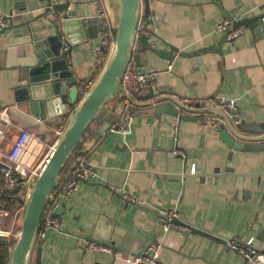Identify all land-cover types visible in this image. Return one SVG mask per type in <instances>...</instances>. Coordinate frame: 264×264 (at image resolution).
<instances>
[{
	"label": "crops",
	"instance_id": "1",
	"mask_svg": "<svg viewBox=\"0 0 264 264\" xmlns=\"http://www.w3.org/2000/svg\"><path fill=\"white\" fill-rule=\"evenodd\" d=\"M73 6L78 16L74 20L93 21L86 26L68 25L65 44L74 46L67 64L75 76L91 74L96 81L109 56L101 52L97 6L93 0H72L69 10ZM261 6L264 13V0H151V42L172 56L168 59L147 50L148 64L142 67L159 70L155 96L173 91L175 98L194 106L215 95H229L236 99L237 114L246 121L264 123V23L253 29L246 24L243 34L216 44L223 36L216 32L221 18L229 14L251 18ZM42 8L40 0H0V14L7 17L8 26L21 24ZM12 34L13 41L28 36L24 29ZM42 40L50 49L52 43ZM18 84V70H0V117L10 121L2 153L22 129L35 134L39 130L11 111ZM81 100L76 85L73 101L66 108L58 107L62 112L56 120L66 112L70 119ZM141 100L123 131L110 128L101 134L104 119L85 138L83 150L97 175L79 179L77 189L61 200L60 229L37 235L31 264L38 256L42 264H133L129 258L154 241H164L161 264H243L242 255L229 243L250 238L264 252L262 143L247 150L229 146L221 132L201 125L191 112L180 124L177 146L183 154H178L171 127L175 115L157 113L149 93ZM115 108L111 103L107 111ZM56 126L37 134L42 144L35 163L55 143ZM3 160L0 155V164ZM111 186L143 203L128 201ZM175 207L178 222L191 225L192 232L173 228L165 233L160 211ZM84 240L103 242L113 252L90 251Z\"/></svg>",
	"mask_w": 264,
	"mask_h": 264
},
{
	"label": "water",
	"instance_id": "2",
	"mask_svg": "<svg viewBox=\"0 0 264 264\" xmlns=\"http://www.w3.org/2000/svg\"><path fill=\"white\" fill-rule=\"evenodd\" d=\"M33 1L28 0L29 3ZM40 1L43 3V8L39 13L34 14L21 24L0 27V70H18V80L20 81L15 90L13 104L15 106L11 111L22 116L32 126H36L39 129L36 130L37 134H42V131H50L49 126L57 124V116L62 112L58 110V107L62 105L66 108L74 99L75 86L81 80L91 79V74L81 78L75 76V72L70 69L66 59L71 54L74 44H70L67 48L65 44L67 40L64 39V35L68 34V25L72 23L86 26L93 21V19L74 20L78 16L75 6H73V10H69L72 0ZM150 1L107 0L116 28L113 49L95 84L82 98L72 113L65 130L56 141L49 160L33 183L27 202L18 199L20 203H25L26 207L21 231L11 250L8 264L32 263L35 241L44 212L50 201V195L59 186L62 172L75 152L84 144L87 130L91 124L104 117L107 122L100 131L103 134L117 121L122 106L118 105L112 112H108L107 109L123 90L122 77L133 53L141 15L149 18L148 25L152 23ZM262 8L263 6L255 10L254 17L243 18L236 22V25L248 24L251 29L262 25L264 17V13H261ZM29 10L32 8L29 7ZM226 18L233 19L231 14ZM98 19L101 25V18ZM21 29H24L26 34L28 33L27 38H22L19 41L11 40L13 31ZM152 36L153 33L140 35L141 47L137 53V61L140 66L148 64L147 50H152L168 59L172 58L169 56V52L163 53L151 42ZM227 37L228 31L223 33V39L219 38L216 44L218 43L220 46L221 41ZM44 38L52 43L48 50L40 42ZM40 50H43L42 54L39 53ZM25 55L30 57L20 58ZM155 94V89L149 92V97H153L156 102L157 113L166 112L174 115L182 113L181 119L184 120L189 113L194 112L197 115L195 116L196 121L198 115L206 112L211 113L221 119L220 124L214 130L222 133L229 146L247 150L260 142L264 148V123L246 121L245 116L237 114L235 111L226 113L211 102H201L194 106L184 103L175 98L173 91L171 95L155 96ZM51 134L52 132L47 135L46 139H49ZM50 232L51 229L48 230V234ZM35 264H42L40 256L36 258Z\"/></svg>",
	"mask_w": 264,
	"mask_h": 264
},
{
	"label": "built area",
	"instance_id": "3",
	"mask_svg": "<svg viewBox=\"0 0 264 264\" xmlns=\"http://www.w3.org/2000/svg\"><path fill=\"white\" fill-rule=\"evenodd\" d=\"M93 1L97 6V17L101 18V52L103 55H109L116 39L113 15L107 0ZM148 19L144 15H141L138 23L133 53L122 77L123 90L116 99L118 101L117 106L121 105L122 110L117 121L111 126V131H123L128 126L135 114V109L141 105V98L145 97L156 85L159 70L152 67H142L137 61V53L141 47L140 35L143 33H151L148 29ZM242 19V17H234L233 19L221 18L217 24L216 32L225 33L228 31V38L235 39L246 30L245 24L236 25V22ZM7 25V17L1 13L0 27ZM94 84L95 80L92 79L81 80L77 84L81 99L89 93ZM208 102H211L214 106L226 113L236 111V99L229 95H215ZM67 113L61 115L54 129V136L56 137L55 143L38 163H35V161L37 151L41 148L42 140L37 134L27 129H22L14 139L11 147L2 153L1 144L7 138L10 121L3 115L0 117V155L4 157V160L0 164V237L8 236L10 233L2 226V220L10 215L15 207H17V210L25 209L26 204L19 203L17 200L21 198L27 202L35 179L42 172L55 148L56 141L67 126L69 121V115ZM181 114L174 116L171 127L175 142V152L182 155L181 149L177 146V134L182 121ZM198 122L203 126L216 129L221 119L214 114L206 112L198 116ZM71 163L68 171L61 176L59 186L50 195V201L44 212L38 235L43 236L46 229H60V219L57 214V209L60 206L61 200L71 195L77 189L79 179H86L88 176L94 177L97 175L94 164L89 160L83 148L77 149ZM111 188L120 191L128 201L134 204L143 203L142 200L127 193L122 188L116 186H111ZM160 213L166 234L173 230V228L181 229L187 233L192 231V227L188 223L184 221L178 222L180 218L178 208L162 209ZM84 242L86 248L90 251L101 250L107 253L113 252V248L104 243L88 240H84ZM229 244L242 255L243 264H264V252L255 246L253 238L246 240L244 243L231 241ZM163 246L164 241H154L143 252L129 258V260L133 264H161V249Z\"/></svg>",
	"mask_w": 264,
	"mask_h": 264
},
{
	"label": "rangeland",
	"instance_id": "4",
	"mask_svg": "<svg viewBox=\"0 0 264 264\" xmlns=\"http://www.w3.org/2000/svg\"><path fill=\"white\" fill-rule=\"evenodd\" d=\"M24 213H25V209L17 210V207H15L12 210V213L8 215L4 220H2V226L8 232H10L8 236L2 237L11 243L10 251L12 250L14 244L16 243L17 238L19 237Z\"/></svg>",
	"mask_w": 264,
	"mask_h": 264
},
{
	"label": "trees",
	"instance_id": "5",
	"mask_svg": "<svg viewBox=\"0 0 264 264\" xmlns=\"http://www.w3.org/2000/svg\"><path fill=\"white\" fill-rule=\"evenodd\" d=\"M112 104H114V107H116L118 104V101L116 100ZM103 120H104V117L93 122L91 124L90 128L87 130L85 138L89 137L91 135V133L93 132V130H95L96 128H99L101 121H103ZM82 148H83V145H81L78 149H82ZM71 162H72V159L68 163V165L66 166L64 171L62 172V175H64L68 171V169L71 167V164H72ZM10 247H11V243L8 242V240L0 237V264H7L8 263L9 257L11 254Z\"/></svg>",
	"mask_w": 264,
	"mask_h": 264
}]
</instances>
